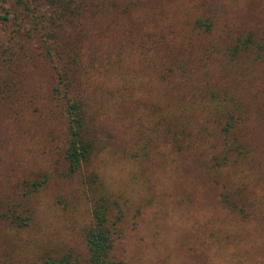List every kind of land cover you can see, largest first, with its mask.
Masks as SVG:
<instances>
[{"label":"rangeland","instance_id":"rangeland-1","mask_svg":"<svg viewBox=\"0 0 264 264\" xmlns=\"http://www.w3.org/2000/svg\"><path fill=\"white\" fill-rule=\"evenodd\" d=\"M83 2L91 12L63 40L80 56L66 94L82 102L92 145L83 175L94 173L97 190L117 203L112 258L264 264V58L225 56L235 34L261 29L264 0ZM44 3L0 0V211L30 218L23 229L0 220V262L11 264L46 249L84 255L88 205L80 177L67 173L61 156L64 92L52 90L57 75L59 84L68 80L53 39L51 59L44 58L31 18ZM197 18L209 19L210 30L194 29ZM204 88L241 101L247 158L222 164L226 155L215 142L222 123L208 116L206 101L192 123L212 140L190 153L174 150V109L191 95L204 98ZM22 181L40 185L28 192ZM222 196L243 203L236 212Z\"/></svg>","mask_w":264,"mask_h":264},{"label":"trees","instance_id":"trees-1","mask_svg":"<svg viewBox=\"0 0 264 264\" xmlns=\"http://www.w3.org/2000/svg\"><path fill=\"white\" fill-rule=\"evenodd\" d=\"M44 2L43 12L31 16L33 29L36 30L41 40V47L44 51L42 54L45 59H51L50 45L51 40H54V48L66 72L68 82L59 84L62 76L57 75L56 85L52 87L55 93L64 92L65 137L61 156L66 165L67 173L76 174L80 177V184L88 205V221L81 228L84 244L82 257L73 253L69 248L46 249L34 253L26 264H121L111 256L113 236L110 215L112 208L117 203L114 202L109 192L97 190L98 181L94 173L83 175L82 169L90 157L92 145L84 127L82 102L66 94L70 80L74 78V76L72 77L73 72L78 66L77 58L80 56L75 48L66 47L63 40H69L66 37L67 27L83 21L82 19L91 10L83 0L76 2L74 0H44ZM262 21V27L258 32L246 29L233 36L232 42L226 47L225 56L229 61H235L243 55H249L254 62L264 58V17ZM192 24L194 29L203 28V31H209L212 25L207 18L194 19ZM58 84L64 90L58 91ZM203 91L207 93L204 98L195 101L191 95L182 101L181 107L174 109V117L179 124L178 129H173V133L170 132L169 128L166 131L171 133L174 150L190 153L196 146H205L212 140V136L201 133L198 125L192 123L196 116V110L201 107L200 102L206 101L205 105L209 108L208 116L216 120L217 123H222L215 134V142L221 145L226 155L222 164H228V159L231 157L235 159L247 158L245 156L249 149H245L246 145L241 138L243 118L241 101L234 92L233 94L218 95L214 89L204 88ZM212 160L217 159L213 157ZM235 162L232 161L229 165ZM214 165H218V163ZM39 185V181H22V186L28 192ZM233 193L240 197L239 190H235ZM231 199L234 203L227 199L223 200L226 201L227 206H231L237 212L239 210L237 205H242L243 198L234 199L231 197ZM0 220L16 229H23L28 226L30 218L13 210H6L0 211ZM10 262V259L6 257L0 264H11Z\"/></svg>","mask_w":264,"mask_h":264}]
</instances>
